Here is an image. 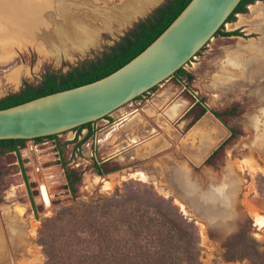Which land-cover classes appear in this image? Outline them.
Masks as SVG:
<instances>
[{
	"label": "rangeland",
	"instance_id": "374dc122",
	"mask_svg": "<svg viewBox=\"0 0 264 264\" xmlns=\"http://www.w3.org/2000/svg\"><path fill=\"white\" fill-rule=\"evenodd\" d=\"M164 1L0 0V97L99 54ZM250 5L223 25L239 36L215 34L183 66H193L192 80L168 78L94 121L81 144L87 128L28 139L20 160L0 154V264H49L40 231L49 225L55 234L50 219L89 208L160 211L187 234L194 264H264V0ZM194 97L209 111L233 113L195 119ZM127 112L138 130L130 142L120 129ZM227 127L239 133L205 162ZM63 163L79 177L74 191Z\"/></svg>",
	"mask_w": 264,
	"mask_h": 264
},
{
	"label": "trees",
	"instance_id": "16d2710c",
	"mask_svg": "<svg viewBox=\"0 0 264 264\" xmlns=\"http://www.w3.org/2000/svg\"><path fill=\"white\" fill-rule=\"evenodd\" d=\"M189 1L165 0L148 15L135 21L99 54L80 61L65 72L46 71L38 84L25 83L18 91L0 97V108L85 84L109 74L152 42ZM253 1L241 0L226 22L234 19L235 13L246 12V5ZM223 25L215 34L223 36L240 34L238 30H223ZM172 76H185L189 81L193 79V75L183 67L175 71ZM155 88L156 86L150 90ZM206 110V107H202L197 112L196 118ZM210 112L220 119L222 115L232 114L233 110L227 109L222 112L210 110ZM104 118H108V115ZM93 122L72 129L77 131V137L82 129L87 128L79 144L93 134L91 126ZM227 129V137L211 152L205 162H209L211 156L216 155L220 148L239 133L235 128L227 127ZM57 135L36 137L33 140L38 142L44 138L54 139ZM25 141L26 139H0V154L14 151L20 160L19 148ZM95 166L98 173L106 172L101 166ZM62 167L65 168L64 163ZM64 173L68 187L74 191V184L79 177L67 168L64 169ZM30 202L34 206L32 197ZM100 212L95 208H89L80 214L69 211L66 215L59 214L49 220L51 226L58 225L55 227L58 232L51 234L52 230H49L47 225V229L39 233L49 264H194L195 256L191 253L187 234L179 230L174 222L160 211L156 212V217L147 211Z\"/></svg>",
	"mask_w": 264,
	"mask_h": 264
},
{
	"label": "water",
	"instance_id": "95a60500",
	"mask_svg": "<svg viewBox=\"0 0 264 264\" xmlns=\"http://www.w3.org/2000/svg\"><path fill=\"white\" fill-rule=\"evenodd\" d=\"M240 1L190 0L152 42L109 74L0 108V139L28 140L59 134L104 118L188 63ZM77 50L87 53L88 47Z\"/></svg>",
	"mask_w": 264,
	"mask_h": 264
},
{
	"label": "crops",
	"instance_id": "0c3cea01",
	"mask_svg": "<svg viewBox=\"0 0 264 264\" xmlns=\"http://www.w3.org/2000/svg\"><path fill=\"white\" fill-rule=\"evenodd\" d=\"M257 4H255V5H253L252 7L253 8H251V10L253 11L254 9H255V6H256ZM253 15H254V17H258L259 19H262V14H261V10L260 9H257V12H253ZM225 25H227V23L225 24ZM258 27H253V31L254 30H256ZM226 31H229V30H226ZM252 31V32H253ZM231 36H233V35H231ZM235 36H237V35H235ZM256 49V51H258L257 50V48H255ZM192 68H193V66H192ZM191 68V69H192ZM185 69V68H184ZM191 69H189V70H187V69H185V71L187 70V72H189L190 73V70ZM192 74V73H191ZM169 78H173L174 80H176V81H178L179 83H185L184 82V79H182V76H170ZM168 79V78H167ZM166 79V80H167ZM183 85V88L185 87V85L184 84H182ZM148 92V91H147ZM146 93V92H145ZM144 93V94H145ZM194 96V95H193ZM177 106L178 105H176V106H173V110H175L176 108H177ZM195 106H200V109L202 108V107H206V106H204L201 102H199V100L196 98V97H194L193 98V100H192V103H191V106H190V108H194ZM199 109V110H200ZM198 110V111H199ZM209 111V109H207L206 111H205V113L206 112H208ZM210 112V111H209ZM128 113V112H127ZM204 113V114H205ZM211 113V112H210ZM129 115L127 116V117H124L123 118V121L121 122V124H120V129H122L123 130V134H125V136L128 138V140H129V142L130 141H133V139L131 138L132 136H134V137H137V135H138V130L136 131V129H134L130 124V122H131V120H132V115L130 114V113H128ZM204 114H202L200 117H202ZM212 114V113H211ZM196 115H197V113H196ZM213 115V114H212ZM214 116V115H213ZM197 116H195V119H199V118H196ZM215 117V116H214ZM116 130V128H112L111 130H109L110 132L108 133V134H113L114 133V131ZM135 139H137V138H134V140Z\"/></svg>",
	"mask_w": 264,
	"mask_h": 264
},
{
	"label": "bare ground",
	"instance_id": "6f19581e",
	"mask_svg": "<svg viewBox=\"0 0 264 264\" xmlns=\"http://www.w3.org/2000/svg\"><path fill=\"white\" fill-rule=\"evenodd\" d=\"M1 6H5V8H7V9H12V8H14L13 7V5H12V3L9 1V3H5L4 1H2V4H1ZM87 35H89V34H87ZM40 36L43 38V40L45 41V40H47L48 38H50L48 35H46V36H44V34H40ZM61 39V38H60ZM80 39H82V38H80ZM79 39V40H80ZM61 41H63V40H61ZM54 41H52V40H47L46 41V43L47 44H50V43H53ZM59 44H62V43H59ZM62 47V46H61ZM64 48V47H63Z\"/></svg>",
	"mask_w": 264,
	"mask_h": 264
},
{
	"label": "flooded vegetation",
	"instance_id": "af4514ba",
	"mask_svg": "<svg viewBox=\"0 0 264 264\" xmlns=\"http://www.w3.org/2000/svg\"><path fill=\"white\" fill-rule=\"evenodd\" d=\"M255 1H261V0H254L253 2L248 3V4L246 5V8H247L248 5H250V4L252 5ZM251 5H250V6H251ZM241 13H244V12H241ZM260 28H261V27H258L256 30L253 31V33H259V32L261 31ZM239 35H240V34H239ZM239 35H237V36H239ZM257 76H258V75H257Z\"/></svg>",
	"mask_w": 264,
	"mask_h": 264
}]
</instances>
